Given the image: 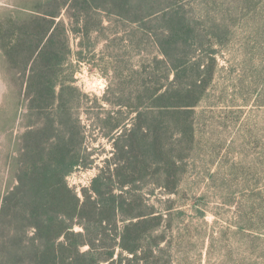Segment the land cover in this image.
I'll list each match as a JSON object with an SVG mask.
<instances>
[{"label":"trees","instance_id":"obj_1","mask_svg":"<svg viewBox=\"0 0 264 264\" xmlns=\"http://www.w3.org/2000/svg\"><path fill=\"white\" fill-rule=\"evenodd\" d=\"M258 1L235 4L254 11ZM193 2L14 0L0 6L2 75L12 100H26L24 131L8 159L9 188L0 193V264H182L178 248L187 236L171 232L173 206L150 203L143 186L177 192L182 155L196 137L195 108L218 72L216 46L228 26L217 18V6L196 13ZM260 7L254 16L264 12ZM72 37L79 38L77 51ZM102 39L115 82L92 98L76 85L71 56L83 60ZM123 42L130 50L109 52ZM255 48L263 66V37ZM90 99L104 111L95 125L114 150L80 197L68 177L99 157L86 148L80 112Z\"/></svg>","mask_w":264,"mask_h":264},{"label":"rangeland","instance_id":"obj_2","mask_svg":"<svg viewBox=\"0 0 264 264\" xmlns=\"http://www.w3.org/2000/svg\"><path fill=\"white\" fill-rule=\"evenodd\" d=\"M13 1L0 0V6H12ZM191 2L196 13L204 8L219 10L217 18L225 20L228 34L224 43L216 46V78L195 108L196 137L189 151L182 155L177 192L166 194L164 189L148 182L143 193L150 203L161 208L173 206L171 232L174 236L181 233L187 236L178 248L183 252L182 264H264V65H259L255 48L256 37H263L264 41V31L260 35L257 29L264 30V12L254 16L256 10L262 11L264 0L258 1L254 11L247 5L236 7V0H216V4L205 0ZM214 5L216 9L210 8ZM78 42L79 38L72 37L74 51L79 49ZM104 44V39L100 40L81 61L76 54L71 56L76 66V85L92 98L103 96L109 83L115 82L112 59ZM122 45L126 43L113 46L109 52L118 48L130 50ZM131 55V62L137 63L139 55ZM108 97L113 98L112 93ZM16 102L0 67L2 194L11 180L8 159L16 154V143L24 131L26 100L23 96L20 103ZM87 102L80 108L88 136L86 148L93 157H99L92 167L78 169L68 177L80 197L103 160L114 150L113 141L95 125V116L99 112L104 115L103 109L91 99ZM199 210L205 214L201 216Z\"/></svg>","mask_w":264,"mask_h":264}]
</instances>
